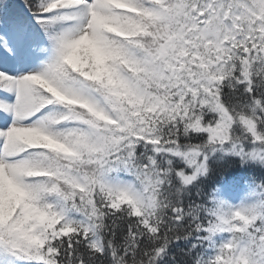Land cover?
I'll return each mask as SVG.
<instances>
[{
    "label": "snow or ice",
    "instance_id": "snow-or-ice-1",
    "mask_svg": "<svg viewBox=\"0 0 264 264\" xmlns=\"http://www.w3.org/2000/svg\"><path fill=\"white\" fill-rule=\"evenodd\" d=\"M0 264H264V0H0Z\"/></svg>",
    "mask_w": 264,
    "mask_h": 264
}]
</instances>
